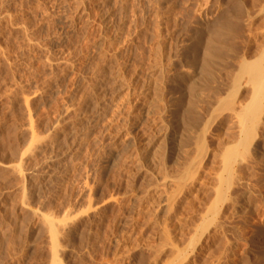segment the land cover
Instances as JSON below:
<instances>
[{
  "label": "rangeland",
  "instance_id": "obj_1",
  "mask_svg": "<svg viewBox=\"0 0 264 264\" xmlns=\"http://www.w3.org/2000/svg\"><path fill=\"white\" fill-rule=\"evenodd\" d=\"M262 36L264 0H0V264H264L233 110Z\"/></svg>",
  "mask_w": 264,
  "mask_h": 264
},
{
  "label": "bare ground",
  "instance_id": "obj_2",
  "mask_svg": "<svg viewBox=\"0 0 264 264\" xmlns=\"http://www.w3.org/2000/svg\"><path fill=\"white\" fill-rule=\"evenodd\" d=\"M237 7H239V5ZM239 8H241V6ZM239 8H238V11H239ZM241 9L244 10V8H241ZM239 12H241V11H239ZM254 12H255V10H254ZM240 16H239V18H240ZM235 17L238 18V16H235ZM239 20L240 19H238L237 22H239ZM232 22H233V20H232ZM232 22L230 20L229 21L225 20L224 22L219 24L217 27L215 25L216 29L213 30L214 32L212 34H210V36L207 38V41L203 45L204 46L203 52H201L202 53L201 56L199 55L201 62H202V66L204 67V69H203L204 71H206V72L209 71L210 68L212 69V67L214 65L219 66L221 63L220 61H222V58H224V59L226 58V57H223V56H225L224 55L225 54L224 53V51H225V40L227 37V33L229 32V30L231 28ZM234 22H236V20H234ZM249 50H250L249 54H247V55L249 56L250 60L246 59L242 63H240L241 68H242V72L245 75H247V77H248L247 78L248 86L245 89V91L243 92L242 101L240 102L241 105L238 106L239 110H237L235 108V106H233V110L235 111V114L239 117L240 143L244 146L245 149H247V151L249 153L250 152L252 153V148L250 150V147H251V145H254V144H252L253 142H255V144H256L257 141H254L256 139L255 137H257L259 135L258 133H260L261 130L264 132V36L260 37L258 39V42L256 43V45L252 48H249ZM223 62H224V60H223ZM217 63H219V65H217ZM239 80L240 79H236L235 85H234L235 89H237V87H238V91H237L238 93H239V84H240ZM235 91H234V93H235ZM261 135L262 134H260V136ZM260 136L257 138V140L260 138ZM260 143H262V142H259L258 144H256L257 145L256 149H261V151L263 153L262 149H264V148L262 146L264 145V141H263L262 146H260ZM253 148H254V146H253ZM252 154H254V153H252ZM258 154L256 153V155H258ZM236 162L237 161H235L233 159V154H231V152H229V156L227 157L226 160H224V170L227 173V176L223 178V183L224 184L226 183V184L231 185V186L234 184H236V185L237 184L238 185L243 184V186H244L245 184L242 182V180H245L244 177L242 179H240L239 178L240 176L238 177L237 174H236V176L234 175V172L236 170V168L234 170V165L237 164ZM234 187H236V186H234ZM220 188H222V187L220 186ZM220 188H219V192H217V194H218L217 195V197H218L217 201L220 200L223 202L226 200L227 197H226L224 191L222 192V189H220ZM226 188H227V185H226ZM232 189H233V187H232ZM251 190H252V188H251ZM234 201L235 200L233 198V203H234ZM231 202H232V200H231ZM235 204H237V201ZM224 220H226V219L224 218ZM220 221H219V223L218 222L216 223L217 229L218 228L219 229L224 228L223 227L224 221L223 222H220ZM255 237H257V236H255ZM261 238L262 237H260V239ZM261 242L263 243V241H261Z\"/></svg>",
  "mask_w": 264,
  "mask_h": 264
}]
</instances>
